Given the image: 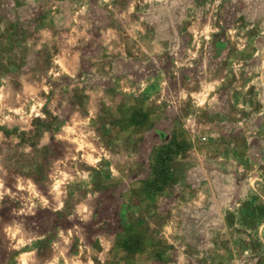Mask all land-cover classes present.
Returning <instances> with one entry per match:
<instances>
[{
    "label": "rangeland",
    "instance_id": "1",
    "mask_svg": "<svg viewBox=\"0 0 264 264\" xmlns=\"http://www.w3.org/2000/svg\"><path fill=\"white\" fill-rule=\"evenodd\" d=\"M0 264H264V0H0Z\"/></svg>",
    "mask_w": 264,
    "mask_h": 264
}]
</instances>
